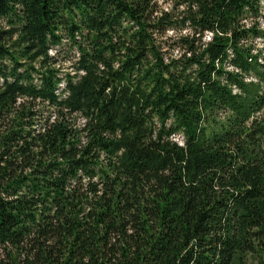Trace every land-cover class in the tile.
<instances>
[{
	"label": "trees",
	"instance_id": "obj_1",
	"mask_svg": "<svg viewBox=\"0 0 264 264\" xmlns=\"http://www.w3.org/2000/svg\"><path fill=\"white\" fill-rule=\"evenodd\" d=\"M259 18L0 0V264H264Z\"/></svg>",
	"mask_w": 264,
	"mask_h": 264
},
{
	"label": "rangeland",
	"instance_id": "obj_2",
	"mask_svg": "<svg viewBox=\"0 0 264 264\" xmlns=\"http://www.w3.org/2000/svg\"><path fill=\"white\" fill-rule=\"evenodd\" d=\"M171 2H174V0H158V4L162 8H170ZM261 7H263V13H264V0H261ZM247 22L249 23L250 20H247ZM258 22H259L260 27L262 29H264V18H261V19L259 18ZM4 25H5V22L0 19V28L4 27ZM166 36H174V33L168 32V33H166ZM171 43H172V40H167V42L164 45V50H166L167 55H169V54L177 55L178 52H177L176 48H178V47L171 48V46H170ZM254 43H256L255 46H257L259 48L264 47V45L260 42L259 39H256ZM53 52H54V50H52L51 54H53ZM74 55H75L74 49L70 50V49L64 47L60 51V53L58 55V59H59V65H60V67L63 68V70H69L67 67L70 64V57L74 56ZM175 138L177 140H180V136H176ZM253 262H254L253 256L247 255L245 260H244V263L245 264H252Z\"/></svg>",
	"mask_w": 264,
	"mask_h": 264
},
{
	"label": "built area",
	"instance_id": "obj_3",
	"mask_svg": "<svg viewBox=\"0 0 264 264\" xmlns=\"http://www.w3.org/2000/svg\"><path fill=\"white\" fill-rule=\"evenodd\" d=\"M207 35H206V38L207 39H209V36L211 35V33L210 32H208V33H206ZM260 60V59H259ZM231 68V67H230ZM246 80H249V78H247ZM254 80V79H253ZM234 91H236V89H234Z\"/></svg>",
	"mask_w": 264,
	"mask_h": 264
}]
</instances>
